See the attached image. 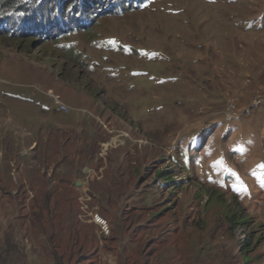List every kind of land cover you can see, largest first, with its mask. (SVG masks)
<instances>
[{
  "label": "rangeland",
  "instance_id": "rangeland-1",
  "mask_svg": "<svg viewBox=\"0 0 264 264\" xmlns=\"http://www.w3.org/2000/svg\"><path fill=\"white\" fill-rule=\"evenodd\" d=\"M100 15L40 45L0 35L1 237L28 264H150L149 240L197 219L179 264H264V0Z\"/></svg>",
  "mask_w": 264,
  "mask_h": 264
},
{
  "label": "trees",
  "instance_id": "trees-1",
  "mask_svg": "<svg viewBox=\"0 0 264 264\" xmlns=\"http://www.w3.org/2000/svg\"><path fill=\"white\" fill-rule=\"evenodd\" d=\"M147 1L148 0H0V35L11 36V33L7 34L6 32L13 30L12 34H14V30H17L22 37H29L31 43H39L40 45L42 42L52 37H57L59 33H63L64 31L79 30L82 26L88 29L101 16V12L113 10L115 12L125 11L133 7H140L141 4L143 5ZM54 29H57L56 33H53ZM56 39L60 43L61 37ZM54 44L57 45V42ZM30 48L31 47L28 49ZM57 51L61 52L58 54L63 56H67L71 59L75 58L74 54H66L69 50L65 47H60ZM144 176H146V174ZM170 180H172V175L170 176V173L163 170L158 171L157 178L154 182L155 184L150 185L148 192L142 193V196L147 195L151 198L144 204L150 205L155 202L154 200H157L161 196L160 187L163 186L162 184H168ZM172 188H174V186ZM112 192V190H109L106 195ZM142 196L139 194L136 195L138 200H140ZM183 208L184 211H187L188 204ZM228 219L230 221L235 220L237 223L241 224L246 221V219L240 216L237 217L236 215ZM199 221L200 220L197 219L191 221L185 219L180 223L176 221L179 223L176 229L182 228L178 231L184 234L185 239L177 238V236H169L170 233L160 234L162 235L160 239L159 235H157L156 238H152L147 242L143 250H140L142 256L150 260V264H179L180 262L174 260V257L176 255L180 256L183 251L181 247L183 243L181 242L186 240V248L189 256L191 253V245L196 246L195 242H191V233H201L198 228ZM118 229L123 231V229H126V226L121 224ZM76 233L78 234L79 231ZM209 245L210 243L208 242L205 248L206 251ZM2 247L5 252L2 254L5 259L2 258L1 260L0 256V262L3 261V264H28L26 251H21V245L13 241L9 233H7L4 238L1 237L0 233V251H2ZM194 248L198 250V247ZM250 249L251 245L248 242L244 250L249 252ZM52 252H54L55 264H63L62 256L59 255L57 250H52ZM8 255H10L9 258ZM145 263H147V261H145Z\"/></svg>",
  "mask_w": 264,
  "mask_h": 264
},
{
  "label": "built area",
  "instance_id": "built-area-1",
  "mask_svg": "<svg viewBox=\"0 0 264 264\" xmlns=\"http://www.w3.org/2000/svg\"><path fill=\"white\" fill-rule=\"evenodd\" d=\"M55 99H56V104L58 105V107H59V109L60 110H66V111H68V108H66L63 104H61L60 103V101H59V97H55ZM236 113H237V111L236 110H233V109H229V115H228V119L227 120H229V121H231L232 120V117L234 116H236ZM234 114V115H233ZM95 220L97 221V220H99L100 222H102V223H104V224H101V225H105L106 224V222L104 221V219H102L101 217H99V216H96L95 217ZM105 228V227H104Z\"/></svg>",
  "mask_w": 264,
  "mask_h": 264
},
{
  "label": "bare ground",
  "instance_id": "bare-ground-1",
  "mask_svg": "<svg viewBox=\"0 0 264 264\" xmlns=\"http://www.w3.org/2000/svg\"><path fill=\"white\" fill-rule=\"evenodd\" d=\"M25 29V28H24ZM96 221V220H95ZM96 222H98V223H100V224H104V223H102V222H100L99 220H97Z\"/></svg>",
  "mask_w": 264,
  "mask_h": 264
}]
</instances>
